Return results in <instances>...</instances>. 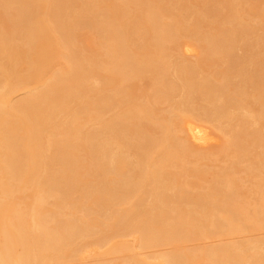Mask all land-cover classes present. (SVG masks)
Here are the masks:
<instances>
[{"label": "bare ground", "instance_id": "6f19581e", "mask_svg": "<svg viewBox=\"0 0 264 264\" xmlns=\"http://www.w3.org/2000/svg\"><path fill=\"white\" fill-rule=\"evenodd\" d=\"M257 1L0 0V264H264Z\"/></svg>", "mask_w": 264, "mask_h": 264}, {"label": "rangeland", "instance_id": "374dc122", "mask_svg": "<svg viewBox=\"0 0 264 264\" xmlns=\"http://www.w3.org/2000/svg\"><path fill=\"white\" fill-rule=\"evenodd\" d=\"M264 2V0H261V1H259V3H258V1H257V3L255 4V6L259 9V7H260V5H262L261 7H263V3ZM263 3V4H262ZM257 4H258V6H257ZM241 48L242 47H240V46H238V47H236V51L237 50H240V51H243V49L241 50ZM240 51H237L238 53L240 52ZM188 58L189 59H192L193 57L192 56H188ZM156 107H158V108H160V107H163V104H158V105H156ZM214 134L215 135H217V137H218V140L216 139V141L215 142H211L212 144H209V145H203V146H201L199 149L202 151H206V152H209V150H212V151H214V149L216 148H218L220 145H221V142H222V140H223V136H222V134L220 133V132H218V131H214ZM216 137V138H217ZM215 149V150H216ZM212 151H210V152H212ZM209 154V153H208ZM215 162V161H214ZM213 162V163H214ZM216 163V162H215ZM240 175H243V174H240ZM189 180V179H188ZM190 182H189V188L191 189L192 187V185H194V183L195 184H197L196 185V187L197 186H199V184L201 185V184H203V185H201L200 187H198V189H200V191H203V190H205V188H206V186H207V184L206 183H204V182H200L199 180H197V179H194V178H190V180H189ZM199 183V184H198ZM264 232V230H254V232H252V233H250V235H252V236H254V235H259V234H261V233H263ZM235 237H240V235L238 236V235H234V238ZM231 238H233V235L232 236H229V235H227V237L226 236H224V237H211V238H208V239H206V240H204V241H202L203 243L205 242V243H211V242H217V241H220V240H224V239H231ZM148 252H154L155 251V249H149V250H147ZM111 256V257H110ZM114 256V255H113ZM112 255H106L105 257L106 258H112L113 257ZM67 263V262H66ZM70 262H68L67 264H69ZM65 264V263H64Z\"/></svg>", "mask_w": 264, "mask_h": 264}]
</instances>
